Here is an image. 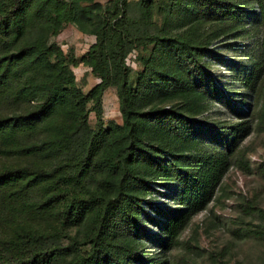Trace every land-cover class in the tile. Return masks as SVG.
I'll return each mask as SVG.
<instances>
[{
	"label": "trees",
	"instance_id": "1",
	"mask_svg": "<svg viewBox=\"0 0 264 264\" xmlns=\"http://www.w3.org/2000/svg\"><path fill=\"white\" fill-rule=\"evenodd\" d=\"M152 1L0 0V264H197L187 250L199 233L191 217L230 166L250 171L243 141L252 117L264 118V0H167L159 26ZM67 23L94 35L78 58L47 40ZM240 31L255 38L256 54L239 66L242 90L224 99L235 118L203 115L208 98L223 96L204 56L231 63L208 44L219 37L232 44ZM147 43L132 82L124 56ZM79 61L98 77L85 92L70 69ZM108 86L121 121L104 125ZM255 169L264 170V157ZM152 183L168 187L169 203H153ZM237 204L258 219H247L242 234L264 235L259 194ZM143 215L156 225L150 235ZM208 220L201 219L205 235ZM143 237L158 249H145ZM208 253L223 260L222 246Z\"/></svg>",
	"mask_w": 264,
	"mask_h": 264
},
{
	"label": "rangeland",
	"instance_id": "2",
	"mask_svg": "<svg viewBox=\"0 0 264 264\" xmlns=\"http://www.w3.org/2000/svg\"><path fill=\"white\" fill-rule=\"evenodd\" d=\"M98 1L102 4L106 2V0ZM128 1L132 2L134 0ZM167 6V0L152 1L151 17L156 26L161 25L167 11ZM254 8L257 10L256 7ZM128 13L135 16L137 11L130 6ZM151 29L152 28H149V30ZM231 38L233 42H230L232 44L229 45L223 43L225 39H222V37L212 40L208 44V47H212L220 53L227 55L231 61L230 65L225 64V62L219 63L216 60L208 58V55L204 56V58L210 62L209 65L207 64L210 77H212L216 86L220 87L223 94V96L220 95L219 98H208V107L203 112V115H208L212 118H235L231 105H227L224 99L226 96L230 97L232 89L242 90L238 75V72H241L239 71V66L248 67L250 60L256 54L255 38L253 36L245 35L243 31H240L238 35L232 36ZM47 40L56 42L66 56L71 52L78 58L85 52L88 45L94 41V35L92 33L79 31L75 28L74 24L67 23L58 33L48 35ZM150 48L151 43H147L145 45L138 44L133 50H130L131 53L134 54L133 57L132 54L130 55V58L133 60V65H131L133 70L129 73V79L132 82L134 81L135 68L139 67L140 57L147 55ZM235 59H238V61ZM70 69L73 72L75 84L83 92L87 91L98 81V77L90 72L89 66L84 65L80 61L76 65L70 64ZM262 89L264 92V82ZM238 97V95H234V99ZM255 97V94L251 91L246 98L249 101V106L245 103H243V106L250 110L255 101ZM261 99L262 96L260 95V100L256 103V107H259L261 104ZM101 103V118L104 125L110 121H121L117 96L113 86H108L104 89ZM87 122L90 126H93L95 123V116L91 109L87 112ZM248 141L250 146L248 150L250 171L243 172L238 167L230 166L222 177V183L216 188L214 196L209 201L208 205L191 217L190 221L197 222L199 226V228L197 227L199 237L197 236L193 240L196 246L195 244H189L187 250H189L192 260L197 261V264H222V262L231 264L234 261H238V264H264V235L260 231H251L249 236H244L240 230V227L243 225L250 226V224L246 222L247 219L249 221H257L258 219L250 217V214L245 216L240 214L241 207L237 204L242 200L245 194L249 195L254 191L259 194V204L264 207V176L262 175L264 170L255 169V163L264 157V118L262 122H259L258 116L255 115L252 117L249 134L243 142ZM0 157H3L1 153ZM151 185L156 189L150 194L154 204L162 206L170 202L169 194H165L169 190L168 187H163L154 183ZM142 205L149 216H153L156 219L161 218V214L154 211L153 207L146 203ZM204 215L209 216L212 220H208L210 226L207 228L208 234L206 235L200 228L201 219ZM141 219L145 232L148 235L157 230L152 220L146 219L144 215L141 216ZM214 225L217 226L220 232L214 228ZM184 233V236H186L188 230L185 229ZM194 235L197 234L195 233ZM139 240L143 244L142 246H144L145 249H151V252L158 249L149 238L143 237ZM185 244L173 248L171 253L174 254L178 250L185 249ZM220 246H222L224 250L222 256L223 260L214 258L208 253L210 249H218Z\"/></svg>",
	"mask_w": 264,
	"mask_h": 264
},
{
	"label": "built area",
	"instance_id": "3",
	"mask_svg": "<svg viewBox=\"0 0 264 264\" xmlns=\"http://www.w3.org/2000/svg\"><path fill=\"white\" fill-rule=\"evenodd\" d=\"M131 51L127 52L126 55L124 56V63L130 67H132L131 65H133V60L130 58L131 55ZM134 56V54H132V57Z\"/></svg>",
	"mask_w": 264,
	"mask_h": 264
}]
</instances>
